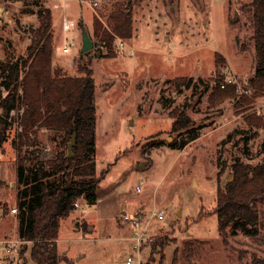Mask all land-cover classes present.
I'll list each match as a JSON object with an SVG mask.
<instances>
[{"label":"rangeland","instance_id":"obj_1","mask_svg":"<svg viewBox=\"0 0 264 264\" xmlns=\"http://www.w3.org/2000/svg\"><path fill=\"white\" fill-rule=\"evenodd\" d=\"M30 1L0 0V61L25 54L31 29L38 24L36 14L27 12L37 8ZM38 1L51 11L53 64L75 75L77 62L90 59L95 161L97 170L104 171L95 202L81 197L60 219L58 264H126L128 255L134 258L131 264H253L254 256L264 259V211L255 233L233 232L231 223L225 238L217 231L214 213L217 189L230 178L234 158L253 167L264 155V127L252 119L264 117V82L262 87L250 82L256 52L249 0H131L132 36L123 38L127 45L119 47L121 37L108 28L115 39L113 56L104 55L106 49L93 35L94 17L108 27L109 1L94 6L91 0H64L58 7L54 0ZM63 16L75 22L69 32L61 28ZM81 28L93 42L87 52L80 51ZM70 38L71 52L59 53L56 47ZM216 54L223 60L218 69L224 78L236 79L238 93H243L238 86L252 87L243 93L249 102H242L240 94L211 100ZM179 76L191 80L174 87L171 80ZM178 107L199 133L182 147L174 144L186 129L172 130L170 114ZM15 132L12 125L0 146V198L9 207L16 194ZM50 136L46 129L38 130L47 149ZM260 204L264 210V202ZM153 210L163 218L151 219V240L137 253L130 219ZM157 237L167 241L162 257L149 244ZM7 238L19 243L14 260L8 261L0 242V264H33L31 243L19 239L10 213L0 221V240ZM186 240L199 242L188 256Z\"/></svg>","mask_w":264,"mask_h":264},{"label":"trees","instance_id":"obj_2","mask_svg":"<svg viewBox=\"0 0 264 264\" xmlns=\"http://www.w3.org/2000/svg\"><path fill=\"white\" fill-rule=\"evenodd\" d=\"M107 1L110 2L106 20L108 27L94 17L93 35L106 49L104 55L113 56L116 54L115 39L108 28L121 38L132 36L131 0ZM27 3L37 7L27 12L36 14L38 24L31 29L26 52L16 59L0 61V146L6 131L15 125L12 143L17 150L16 212L11 213L13 206L9 207L1 198L0 209L2 215H15L19 239L31 243L29 249L33 264H58L62 257L57 248L60 219L75 209V203L81 197H85L90 204L94 203L97 186L104 177V171L97 170L95 161V84L90 59L77 62L75 75H68L60 66L53 64L51 11L40 5L38 0ZM247 7L256 52L255 76L250 82L262 87L264 0H249ZM222 62V58L216 54L215 72L211 75L214 82L211 100L240 94L242 102H249L246 95L237 92L234 82L221 86L225 81L224 74L218 69L219 65L223 66ZM190 80V77L179 76L171 81L174 87H181ZM11 110L14 113L11 114ZM170 114L173 117L172 130L186 129L183 137L174 145L182 147L199 136L197 130L189 126L191 120L180 107L174 108ZM252 119L256 126L264 127V117ZM40 128L51 133L50 149L38 138ZM73 132V154L68 157L67 144ZM230 175L224 186L218 187L214 207L217 231L223 238L231 223L233 232L245 234L255 233L258 225H262L261 212L264 210L260 203L264 202V155L253 167L238 157L234 158ZM3 185L4 180L0 175V189ZM166 243L157 237L149 244L152 251L159 248L162 257V247ZM198 244L186 240V256ZM177 252L178 249L175 250L174 261ZM252 259L253 264H264V259L256 256Z\"/></svg>","mask_w":264,"mask_h":264},{"label":"built area","instance_id":"obj_3","mask_svg":"<svg viewBox=\"0 0 264 264\" xmlns=\"http://www.w3.org/2000/svg\"><path fill=\"white\" fill-rule=\"evenodd\" d=\"M64 0H54V2L52 3L53 7H58V6H62ZM92 4L95 6L98 4V2L100 0H91ZM2 13L0 12V25L3 23L2 22ZM9 22V19L6 20ZM75 26V22L69 18H67L66 16L62 17L61 20V28L64 32H69L73 27ZM117 44L119 47L125 46L127 45V43L125 42V40L123 38H118ZM74 46V41L72 38H70V41H66L63 42L62 44L58 45L56 47L57 51L61 54H67L69 52H71L72 47ZM225 81L221 83V86H224V83L226 82H234L237 84L236 79L233 76H225ZM238 85V84H237ZM238 90H240L241 92L245 93V94H249L250 88H244L241 86H238ZM11 114L14 113V110H11L10 112ZM75 205H77V203H75ZM16 212V207L13 206L11 208V213H15ZM157 217L158 219H162L163 218V214L162 212H155L154 210L150 213V214H135L133 217H131V223L132 226L134 228L132 235L130 236V239L132 240V249L139 253L141 251V249L143 248V246L149 241L151 240V236H149L147 234V229L149 226V223L151 221L152 218ZM2 218V213L0 211V221ZM1 243L4 245V252L6 253V255H8L7 257H4L3 259H6L8 261H13L14 257H13V253L16 250V244L15 243H19V240H14L11 238H7L5 240H2ZM20 248V247H19ZM134 258L131 255H128L125 258V263L126 264H131L133 262Z\"/></svg>","mask_w":264,"mask_h":264},{"label":"water","instance_id":"obj_4","mask_svg":"<svg viewBox=\"0 0 264 264\" xmlns=\"http://www.w3.org/2000/svg\"><path fill=\"white\" fill-rule=\"evenodd\" d=\"M93 46V42L91 40V38L88 35V32L86 31L85 28H81V47H80V51L81 52H86L88 50H90ZM75 141V133L73 132L71 134V138L67 144V156L70 157L72 156V150L71 147L73 145Z\"/></svg>","mask_w":264,"mask_h":264},{"label":"crops","instance_id":"obj_5","mask_svg":"<svg viewBox=\"0 0 264 264\" xmlns=\"http://www.w3.org/2000/svg\"><path fill=\"white\" fill-rule=\"evenodd\" d=\"M135 214H137V213H135ZM135 214H134V215H135ZM0 242H1V240H0Z\"/></svg>","mask_w":264,"mask_h":264}]
</instances>
